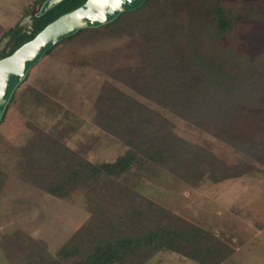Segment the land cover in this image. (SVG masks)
<instances>
[{
    "label": "trees",
    "instance_id": "1",
    "mask_svg": "<svg viewBox=\"0 0 264 264\" xmlns=\"http://www.w3.org/2000/svg\"><path fill=\"white\" fill-rule=\"evenodd\" d=\"M43 1L34 0L26 11L32 20L30 28H11L5 33L11 40L0 57L84 0H61L37 16ZM159 1L145 0L139 8L123 12L109 23L79 29L45 53L83 31L110 29L127 18L125 29L117 32L125 33L126 40L110 52L108 64L104 59L99 64H105L109 78L158 107L140 102L113 81L103 83L94 103L93 121L127 146L110 161L90 160L83 143L77 148L69 146L65 127L52 134L27 122L31 134L16 148L20 178L61 199L80 191L89 213L58 247L55 254L61 264H145L162 250L199 264H221L234 251L212 229L160 204L150 194L151 185L144 176L157 168L193 183L208 171L218 181L232 173H245L256 163L264 165V60L246 74L222 69L214 58L194 47L177 13L153 15L150 5ZM198 1L206 5L221 39L243 16L264 19V11L255 12L244 3L236 2L234 8L225 0ZM159 109L209 132L238 150L240 157L228 164L182 138ZM4 180L5 173L0 170V189ZM19 242L23 243V238Z\"/></svg>",
    "mask_w": 264,
    "mask_h": 264
},
{
    "label": "rangeland",
    "instance_id": "2",
    "mask_svg": "<svg viewBox=\"0 0 264 264\" xmlns=\"http://www.w3.org/2000/svg\"><path fill=\"white\" fill-rule=\"evenodd\" d=\"M225 1L234 8L240 2L255 12L264 11V0ZM33 4L34 0H0V53L9 48L11 35H5L9 29L31 27V16L26 11ZM150 10L155 16L177 13L194 47L230 73H249L264 60V19L243 16L221 39L206 5L198 0H160L151 4ZM127 22L124 18L113 28L83 31L63 40L29 69L16 88L0 122V170L5 173L0 189V264H61L55 254L58 247L89 215L80 191L61 199L20 178L16 148L31 134L27 122L52 134L65 127L63 134L69 146L77 148L83 143L87 158L110 161L127 146L93 121L94 103L103 83L113 81L140 102L158 108L105 73L110 52L126 40L125 33L117 32L123 31ZM102 59L107 60L103 66L99 64ZM159 110L182 138L201 145L228 164L240 157L238 150L209 132ZM149 174L144 181L151 185L150 194L160 204L212 229L233 246L234 251L221 264H264V165L256 163L245 173H232L218 181L206 171L193 183L157 168ZM21 238L23 243L19 242ZM145 264L199 263L162 250Z\"/></svg>",
    "mask_w": 264,
    "mask_h": 264
},
{
    "label": "water",
    "instance_id": "3",
    "mask_svg": "<svg viewBox=\"0 0 264 264\" xmlns=\"http://www.w3.org/2000/svg\"><path fill=\"white\" fill-rule=\"evenodd\" d=\"M61 0H44L35 15L39 16ZM145 0H84L72 10L47 23L32 38L11 53L0 57V120L14 90L29 69L60 40L83 28H96L119 14L139 8Z\"/></svg>",
    "mask_w": 264,
    "mask_h": 264
},
{
    "label": "crops",
    "instance_id": "4",
    "mask_svg": "<svg viewBox=\"0 0 264 264\" xmlns=\"http://www.w3.org/2000/svg\"><path fill=\"white\" fill-rule=\"evenodd\" d=\"M24 28H26V27H24Z\"/></svg>",
    "mask_w": 264,
    "mask_h": 264
}]
</instances>
